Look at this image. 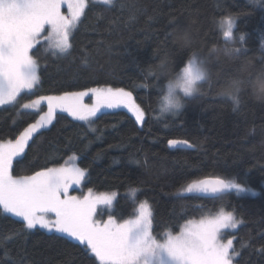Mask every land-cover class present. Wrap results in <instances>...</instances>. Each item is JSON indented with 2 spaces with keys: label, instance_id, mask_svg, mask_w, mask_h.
<instances>
[{
  "label": "trees",
  "instance_id": "obj_1",
  "mask_svg": "<svg viewBox=\"0 0 264 264\" xmlns=\"http://www.w3.org/2000/svg\"><path fill=\"white\" fill-rule=\"evenodd\" d=\"M123 2L129 7L120 9L121 0L112 7L90 5L74 34L70 53L54 56L44 45L38 46L33 54L40 63L41 82L33 93H22L17 105L0 107V138L14 139L38 118L31 110L18 114L21 103L39 95L107 85L133 92L146 111L144 124L135 123L123 108L98 113L91 127L57 112L53 123L30 142L23 158L14 161V174L30 175L45 166H58L76 153L81 167L90 165L86 189L117 192L115 214L123 218L147 199L154 208L157 232L171 223L216 212L221 206L234 209L244 221L225 235L235 236L234 247L240 250L235 264H264V103L244 89L242 107L234 112L231 99L219 94L246 62H251L253 71L264 66V0ZM132 13L137 19L128 22ZM228 15L235 19V43H226L222 36L220 22ZM174 30L187 31L191 43H173ZM166 33H171L167 40ZM241 45L240 53L230 51ZM194 49L200 50L208 76L198 83L199 90L192 97L182 96L178 114L161 115V89L165 91L168 79ZM228 51L231 55L225 54ZM162 60L166 61L164 69L157 67ZM150 65L155 75L145 79L147 73L142 70ZM169 139H188L195 147L170 148ZM205 176L236 177L256 193L232 191L216 198L179 195L187 182ZM133 188L140 189L135 202L127 195ZM10 235L11 239H4ZM0 264L96 262L78 241L38 227L25 231L21 218L3 214Z\"/></svg>",
  "mask_w": 264,
  "mask_h": 264
},
{
  "label": "snow or ice",
  "instance_id": "obj_2",
  "mask_svg": "<svg viewBox=\"0 0 264 264\" xmlns=\"http://www.w3.org/2000/svg\"><path fill=\"white\" fill-rule=\"evenodd\" d=\"M92 4L112 7L116 0H0V107L17 105L22 93H33L40 84V63L33 54L38 46L45 45V51H51L54 56L70 53L74 34ZM119 7L124 9L129 5L121 0ZM136 19L132 13L128 22ZM152 19L148 17L149 21ZM220 27L225 42L235 43L234 17H223ZM170 36L171 33H166L165 40ZM239 41H244L243 33ZM242 48L243 45L230 51L240 53ZM199 51L192 50L183 66L168 79L167 90L161 89L158 105L162 114H178L183 107L181 95L192 97L198 92V82L206 79ZM83 64L87 66V58ZM165 66L166 61L162 60L157 67ZM142 71L147 73L145 79L155 75L151 65ZM230 83L231 87L222 88L219 94L231 99L235 112L242 107L244 89L241 80L231 78ZM89 96L93 103L85 104L84 98ZM43 104L46 111H40ZM120 108L126 109L135 123L144 124L145 109L133 92L124 87L107 85L61 95H39L19 104L18 114L20 110H31L38 118L14 139L0 138V215L21 218L25 231L39 226L50 233L65 234L83 245L96 264H235L240 255V250L234 247L235 236L224 238L244 223L234 209L221 206L214 214L186 219L182 224L171 223L157 232L154 208L147 199L139 201L133 214L123 218L115 214L118 197L115 191L97 192L88 187L86 193L71 194L74 185L90 182V165L81 167L76 162V153L58 166H45L30 175L14 174V161L23 158L30 142L53 123L58 111L67 112L91 127L93 118L102 109ZM168 145L195 147L188 139H169ZM139 191L133 188L127 195L135 202ZM232 191L255 194L246 182L236 177L205 176L187 182L179 195L216 198ZM11 238L10 235L4 239Z\"/></svg>",
  "mask_w": 264,
  "mask_h": 264
},
{
  "label": "clouds",
  "instance_id": "obj_3",
  "mask_svg": "<svg viewBox=\"0 0 264 264\" xmlns=\"http://www.w3.org/2000/svg\"><path fill=\"white\" fill-rule=\"evenodd\" d=\"M173 40L182 46H187L191 43V38L187 31L184 30H174ZM226 55H231V52L228 51ZM201 67L206 73V78L208 76V69L205 64H202ZM249 73H251V78L249 79ZM232 79H238L242 81L241 87L243 89L249 90L251 96L258 102L264 103V66L253 71L251 62L248 61L239 69L238 75L234 76ZM199 83V82H198ZM231 83L226 85L225 88H230ZM198 89V84H197ZM199 90V89H198Z\"/></svg>",
  "mask_w": 264,
  "mask_h": 264
},
{
  "label": "rangeland",
  "instance_id": "obj_4",
  "mask_svg": "<svg viewBox=\"0 0 264 264\" xmlns=\"http://www.w3.org/2000/svg\"><path fill=\"white\" fill-rule=\"evenodd\" d=\"M65 11H66V9H65ZM44 47H46L45 45H44ZM50 53H51V51H49ZM52 54V53H51ZM53 55V54H52ZM57 55H61V54H57ZM167 89L165 88V91H166ZM56 95H61V94H56ZM181 98H182V95H181ZM34 99V98H33ZM31 100V99H30ZM29 101V100H28ZM27 102V101H26ZM84 103L85 104H92L93 103V100L92 101H86L85 100V98H84ZM46 111L47 110V107H46V104H43L42 106H41V109H40V111ZM105 110H112V109H102L101 110V112L102 111H105ZM58 112H60V111H58ZM160 112V111H159ZM65 113H67V112H65ZM100 113V112H99ZM68 114V113H67ZM98 114V113H97ZM160 114L162 115V113L160 112ZM163 114H165V113H163ZM72 155V154H71ZM71 155H69V157L71 156ZM68 157V158H69ZM67 158V159H68ZM77 163H78V156H77V161H76ZM252 189V188H251ZM86 191H87V189L84 187V184L83 185H81V186H73V188L72 189H70V193L71 194H73V195H80L82 192H84V193H86ZM254 192L256 193V191L254 190ZM250 193H252V192H250ZM215 212H213V213H208V214H214ZM208 214H206V215H208ZM200 218V217H199ZM199 218H194V219H199ZM38 228H40L39 226H37ZM42 229V228H41ZM43 230H45V231H47L48 232V230L47 229H43ZM56 233V232H55ZM59 234H62V233H59ZM63 235H65V234H63ZM225 239H227L226 237H224Z\"/></svg>",
  "mask_w": 264,
  "mask_h": 264
},
{
  "label": "water",
  "instance_id": "obj_5",
  "mask_svg": "<svg viewBox=\"0 0 264 264\" xmlns=\"http://www.w3.org/2000/svg\"><path fill=\"white\" fill-rule=\"evenodd\" d=\"M169 146V145H168ZM171 148V147H170ZM177 148H186L185 146H183V145H181V146H179V147H177Z\"/></svg>",
  "mask_w": 264,
  "mask_h": 264
}]
</instances>
